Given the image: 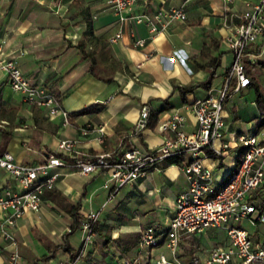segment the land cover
<instances>
[{
    "label": "crops",
    "instance_id": "obj_1",
    "mask_svg": "<svg viewBox=\"0 0 264 264\" xmlns=\"http://www.w3.org/2000/svg\"><path fill=\"white\" fill-rule=\"evenodd\" d=\"M255 1L135 0L125 14L153 12L171 5L185 10V18L172 19L150 34L143 21H134L128 15L120 18L106 0H0V47L4 56L15 58L22 72L32 82L49 88L69 112L65 124L58 115L48 117L44 106L24 100L20 92L13 90L0 70V106L14 109L10 134L6 137L0 129V151L8 149L16 160L33 162L56 151L60 137H77L79 154L132 145L149 147L168 134L160 131L157 123L174 109L185 113L184 128L194 129L195 116L182 104L205 95L210 88L215 91L221 84L231 59L223 40L227 31L224 15ZM117 31L120 35L113 37ZM139 37L143 41L137 44L134 39ZM251 48L258 52L257 61L250 62V71L264 97V75L252 71L256 62L264 68V33ZM215 55L219 58L213 68L210 62ZM221 63L223 67L218 69ZM212 69L214 74L210 76ZM183 83L197 84L183 94L176 86ZM249 85L254 86L248 83L224 101L226 126L218 142L226 141L227 146L214 165L216 186L224 182L239 160L242 146L238 133L253 132L257 117L264 112V103L259 107L255 99V89L243 92ZM167 102L170 106L159 110L153 126L134 130L142 104L159 108ZM94 103V107L82 109ZM7 113L0 115V126L8 128ZM82 127L87 128L86 132ZM179 164L161 161L118 187L111 196L113 182L108 180V169L81 173L52 166L57 176L53 186L44 189L40 207L26 209L15 220L17 264L34 260L37 264H57L71 255L79 241L78 227L67 233L73 203L77 204L78 215L89 208L99 209L93 241L76 264H108L114 258L136 253L139 260L132 264H148L159 253L170 256L162 242L138 252L137 237L143 225L165 226L173 214L175 197L187 182ZM5 187L19 185L0 166V190ZM248 197L258 205L264 203V174L260 183L248 191ZM3 212L0 207V218ZM238 224L248 229L254 244L264 240V221L251 222L243 217ZM228 241L223 228L207 226L182 234L177 255L183 259L192 254L202 256L212 245ZM54 243L58 246L49 251ZM10 247L0 235V264H8ZM42 253L49 256L37 259ZM227 264L240 263L232 257Z\"/></svg>",
    "mask_w": 264,
    "mask_h": 264
},
{
    "label": "built area",
    "instance_id": "obj_2",
    "mask_svg": "<svg viewBox=\"0 0 264 264\" xmlns=\"http://www.w3.org/2000/svg\"><path fill=\"white\" fill-rule=\"evenodd\" d=\"M134 2L106 0L120 18L128 15L134 21H143L150 34L172 19L186 16L180 5L160 7L153 12L132 11L125 14L124 11L131 8ZM223 23L227 29L223 40L231 52V59L221 84L214 88L215 91L210 88L205 95L182 104L195 116L194 129L186 130L183 126L185 113L174 109L157 123L158 129L168 134L149 147L132 145L79 154L77 137H60L56 143L58 151H49L41 160L33 162L16 160L8 149L0 151V166L19 185V188L5 187L0 190V207L4 211L0 218V235L11 245L8 264H17L19 258L13 232L15 220L26 209L40 207L44 189L52 187L57 176V172L51 171L52 166H63L81 173L108 169V180L113 182L111 196L121 185L146 173L167 156L177 154L184 155L179 165L185 175L186 186L177 193L174 212L165 226L148 223L139 229L138 252L162 242L170 256L159 253L148 264H227L232 257H237L240 264L264 263V240L254 244L248 229L238 224L243 217L251 222L264 221V203L258 205L248 197V191L260 183L264 174V125L257 131L238 133L237 139L242 146L239 160L222 184H214V165L227 146L226 141L218 142L226 126L224 101L250 81L245 62L255 61L257 56L251 47L264 33V0H256L239 11H228ZM119 35L117 31L113 37ZM142 41L140 37L134 39L137 44ZM0 70L6 74L10 87L20 92L24 100L44 106L48 117L58 115L62 123L69 122V112L62 106L59 97L45 85L32 82L15 58L4 56L1 47ZM147 116L148 105L144 103L134 122L135 131L146 126ZM86 130L82 127V132ZM104 185H107V180ZM98 218L99 209L95 208H89L80 215L78 244L70 256L57 264L77 263L93 241ZM207 226L223 228L229 238L228 243L212 245L202 256L192 254L185 259L180 258L177 247L182 234L194 233ZM138 260L139 253H136L130 257L114 258L108 264H132Z\"/></svg>",
    "mask_w": 264,
    "mask_h": 264
},
{
    "label": "trees",
    "instance_id": "obj_3",
    "mask_svg": "<svg viewBox=\"0 0 264 264\" xmlns=\"http://www.w3.org/2000/svg\"><path fill=\"white\" fill-rule=\"evenodd\" d=\"M214 43H216V41ZM80 44L81 43H79V45ZM254 51L258 52V49H254ZM218 58H219V55L212 56L211 62H210L211 67L214 68L215 64L218 62ZM255 61H257V59H255ZM201 64H204V63H201ZM250 64L251 63L249 61L245 62L246 71L251 75V79H250L249 83L254 84V89H255V93H256L255 94V99H256L259 107H262V105L264 103V97L262 96V92H261V90L259 88V85L253 80V78H255V76L250 71ZM209 74H210V76H212L214 74V70L212 69ZM208 82H209V79L204 81V83H208ZM196 84L197 83H183V84L176 85V86H178L179 90L183 94H185L186 92L191 91ZM164 100L167 101L166 98ZM95 105H96V103L90 104V105H87V106L83 107L82 109H89V108L94 107ZM165 106H170V103L167 102L165 105H163V106H161L159 108H153V107H149L148 106V116H147V119H146V126L147 125L148 126H153L156 123L157 115H158L159 110L164 108ZM3 111H7L8 112L6 114V116L8 118V124H7L8 128L4 127V126L3 127L0 126V129L5 133V136L7 137L10 134V127L12 125L10 122L12 121V118H13V115H14V109H13V107H9L8 109H4L2 106H0V115H4ZM263 125H264V112L261 111L260 115L256 119L255 130L254 131H257ZM183 159H184V155L183 154H177V155L167 156L166 158H164L163 161L167 162V163H169V162L181 163L183 161ZM71 206H72V208L70 209V212L72 214V217H71V221L69 223V227L67 229V231H68L67 233L72 232L78 226L79 215L77 214V211H76L77 204L73 203V204H71ZM94 228H95V231H96L97 230V224L95 225ZM57 246H58V243H54L51 246V249L49 251H53ZM72 253L73 252H71V254ZM48 256H49V253H42L37 259H45ZM30 264H37V260L32 261ZM89 264H92V263H89Z\"/></svg>",
    "mask_w": 264,
    "mask_h": 264
},
{
    "label": "rangeland",
    "instance_id": "obj_4",
    "mask_svg": "<svg viewBox=\"0 0 264 264\" xmlns=\"http://www.w3.org/2000/svg\"><path fill=\"white\" fill-rule=\"evenodd\" d=\"M223 67L222 63L219 65L218 69H221ZM252 71L253 72H257V73H260V74H263L264 75V68H262V65H260L258 62L256 63H253L252 64ZM218 74V73H217ZM217 78V76H216ZM249 90V91H252L254 92V86L253 85H249L247 86L246 88H244L243 92L246 93V90ZM125 185V184H124ZM123 185V186H124ZM80 217V215H79ZM78 223H79V218H78ZM69 226V225H68ZM78 227V226H77Z\"/></svg>",
    "mask_w": 264,
    "mask_h": 264
}]
</instances>
